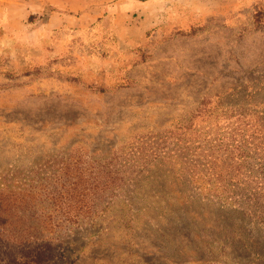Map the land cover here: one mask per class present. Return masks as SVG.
Masks as SVG:
<instances>
[{
  "label": "rangeland",
  "instance_id": "obj_1",
  "mask_svg": "<svg viewBox=\"0 0 264 264\" xmlns=\"http://www.w3.org/2000/svg\"><path fill=\"white\" fill-rule=\"evenodd\" d=\"M72 2L44 25L55 4L0 0V264H264L257 216L195 178L264 206V0Z\"/></svg>",
  "mask_w": 264,
  "mask_h": 264
},
{
  "label": "trees",
  "instance_id": "obj_2",
  "mask_svg": "<svg viewBox=\"0 0 264 264\" xmlns=\"http://www.w3.org/2000/svg\"><path fill=\"white\" fill-rule=\"evenodd\" d=\"M255 11V21L257 23L262 22L263 16H264V3H259L256 6ZM259 170L264 175V165H260ZM229 173H223L219 172L216 176L209 174V172H201L198 174L196 180L200 183V179L202 180L203 187L200 185L198 186L199 189H202V192L204 193V198L206 199L207 203L210 205H216L221 208H226V211H232L233 213H236L239 218L247 219L252 218L249 214L254 213V215L257 216V219H259V223L261 225H264V206H261V203L257 200V197H255L256 193H253L247 189L246 185L239 186L236 183H232L231 180H228ZM196 181V182H197ZM231 194V195H230ZM230 197V198H229ZM238 202V203H235ZM244 204V205H242ZM0 210H10V208L3 207L0 205ZM34 214H38L34 210ZM52 217L44 216L41 221V226L45 227L46 224H52L51 220ZM3 222L1 224L7 225L6 228H14L15 226L19 228L22 223L20 221L18 222H12L9 218H2ZM71 222L70 219H57L54 221L55 228L60 227L62 228L64 223ZM0 224V226H2ZM9 229H3L0 233V248L6 247V245H9L12 243V241L4 239L7 236ZM1 231V229H0ZM37 231L42 234L46 235L47 232L52 233L53 231H46V228L39 229L37 227V224H31L25 229L16 230L18 234L17 243L19 245L25 246V245H34L36 241L39 239V235L37 234ZM264 239V234H262ZM50 237V236H48ZM45 238V237H44ZM254 242V241H253ZM47 245L45 242L39 243L37 245L38 250L41 251V249ZM238 248H241V245H237ZM251 246V247H250ZM249 247L251 250H253L252 245L249 244ZM258 247V246H257ZM260 248L264 250V244L260 245ZM256 255H262L254 249ZM260 264V263H259Z\"/></svg>",
  "mask_w": 264,
  "mask_h": 264
},
{
  "label": "crops",
  "instance_id": "obj_3",
  "mask_svg": "<svg viewBox=\"0 0 264 264\" xmlns=\"http://www.w3.org/2000/svg\"><path fill=\"white\" fill-rule=\"evenodd\" d=\"M41 1V3H37L36 6L39 7V8H43L45 7L46 4H55L58 8H57V11L55 10L54 12V15L51 17V20L44 24V25H47V24H53L55 22H57V25L60 24L62 21H65V22H69L67 20L68 18V14H66L67 11L69 10H72V1L73 0H39ZM83 1V0H81ZM3 3H0V6L2 5ZM39 9V10H41ZM64 17H66L64 19ZM63 18V19H62Z\"/></svg>",
  "mask_w": 264,
  "mask_h": 264
}]
</instances>
